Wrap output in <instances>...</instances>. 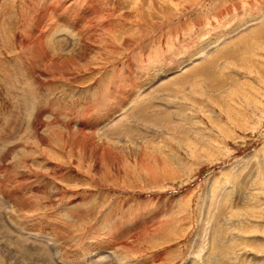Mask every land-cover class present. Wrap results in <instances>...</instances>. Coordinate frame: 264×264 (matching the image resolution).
Wrapping results in <instances>:
<instances>
[{
  "label": "rangeland",
  "instance_id": "1",
  "mask_svg": "<svg viewBox=\"0 0 264 264\" xmlns=\"http://www.w3.org/2000/svg\"><path fill=\"white\" fill-rule=\"evenodd\" d=\"M201 233L264 264V0H0V264H204Z\"/></svg>",
  "mask_w": 264,
  "mask_h": 264
},
{
  "label": "bare ground",
  "instance_id": "2",
  "mask_svg": "<svg viewBox=\"0 0 264 264\" xmlns=\"http://www.w3.org/2000/svg\"><path fill=\"white\" fill-rule=\"evenodd\" d=\"M224 36V35H223ZM231 43V42H230ZM227 44V43H226ZM232 44V43H231ZM77 45V44H76ZM83 46L84 45H82V47H80L79 49H74V52H72L73 54L75 53V55H76V53L81 49V51L80 52H78L77 53V57H78V54L80 55L81 53H82V51H83ZM72 55V54H71ZM70 55V56H71ZM73 56V55H72ZM70 58V57H69ZM192 61V60H191ZM189 62V61H188ZM187 63V62H186ZM205 84V83H204ZM193 89V88H192ZM199 93V92H198ZM200 95V94H199ZM137 100V99H136ZM213 102V101H212ZM135 104H138V102H134V104L133 105H135ZM192 105V104H191ZM19 121V120H18ZM15 123V122H14ZM149 136V135H148ZM103 137V136H102ZM99 142V141H98ZM187 142V141H186ZM95 151V150H94ZM6 152V151H5ZM221 200L222 201H219V203H218V207H220L221 208V206H222V208H223V198H221ZM238 204V203H237ZM216 209V211H215V213H216V219L214 220V221H212V222H210L209 223V225L208 224H205V225H201V227L203 226V230H205L204 232L207 234V235H210V236H212V237H216L215 239H219V233H220V230H221V228H222V225L220 224V222H219V220H218V216H220V214H222L223 212H224V209ZM254 210V209H253ZM234 211V210H233ZM248 211L249 210H247V211H236V212H234V216H238V215H241V220L243 221V220H247V219H245V217H246V215H248L249 213H248ZM251 212H252V210H250ZM222 212V213H221ZM250 212V213H251ZM253 212H256V211H253ZM237 214V215H236ZM252 216V215H251ZM206 226H207V229H206ZM235 227V226H234ZM238 227V226H237ZM213 228V234H211L209 231L211 230ZM207 231H208V233H207ZM201 232H202V230H201ZM198 233V232H197ZM202 234L203 233H201L199 236L197 235L196 236V239H198L199 241L197 242V243H195V242H193L192 243V245H191V248L192 249H194V253L195 252H197L196 254H198L200 257L201 256H203L202 257V259H203V262H204V264H219V260L217 261V258L219 257V255L215 252V250L213 251L212 250V252L214 253L213 255L208 251L209 249H207V248H205L204 249V247H207L208 246V243L207 244H205L206 246H202V244H203V242H200V240L202 241ZM201 236V237H200ZM4 237H6V236H4ZM204 237H205V235H204ZM211 237V238H212ZM206 238V237H205ZM255 238V237H254ZM195 239V238H194ZM195 239V240H196ZM2 240H3V238H2ZM5 240V239H4ZM194 240V241H195ZM219 242H220V244L221 245H223L221 248H225V242H221L220 241V239H219ZM199 244V245H198ZM214 244V243H213ZM2 246V245H1ZM210 247V246H209ZM190 248V249H191ZM230 248V247H229ZM191 249V250H192ZM203 249H204V252H203ZM2 250V249H1ZM5 250V249H4ZM206 252H208V253H206ZM10 253V252H9ZM2 254V253H1ZM8 256H11V255H9L8 254ZM15 258V257H14ZM220 258V257H219ZM11 259V258H10ZM13 259V258H12ZM195 258H193L191 261H192V263L193 264H199L198 263V261H199V259H198V261L197 260H194ZM34 260V259H33ZM2 261V260H1ZM35 261V260H34ZM191 261H189L190 263H191ZM222 261V260H221ZM200 262L202 263V260H200ZM224 262V261H223ZM226 262V261H225ZM222 263V262H221ZM237 263V262H236ZM32 264H33V261H32ZM234 264V263H233ZM239 264V263H238Z\"/></svg>",
  "mask_w": 264,
  "mask_h": 264
}]
</instances>
